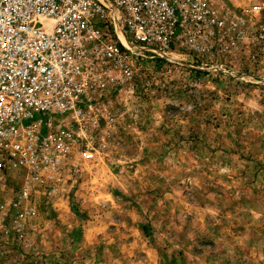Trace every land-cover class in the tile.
Returning <instances> with one entry per match:
<instances>
[{
	"label": "rangeland",
	"instance_id": "1",
	"mask_svg": "<svg viewBox=\"0 0 264 264\" xmlns=\"http://www.w3.org/2000/svg\"><path fill=\"white\" fill-rule=\"evenodd\" d=\"M212 1L264 27V0ZM261 54L237 66L264 83ZM139 75L106 152L37 191L36 227L1 264H264V84L161 59Z\"/></svg>",
	"mask_w": 264,
	"mask_h": 264
},
{
	"label": "built area",
	"instance_id": "2",
	"mask_svg": "<svg viewBox=\"0 0 264 264\" xmlns=\"http://www.w3.org/2000/svg\"><path fill=\"white\" fill-rule=\"evenodd\" d=\"M244 16L212 0H0V185L20 178L0 199V264L28 243L37 191L106 152L144 61L264 84L237 66L264 53V27Z\"/></svg>",
	"mask_w": 264,
	"mask_h": 264
}]
</instances>
